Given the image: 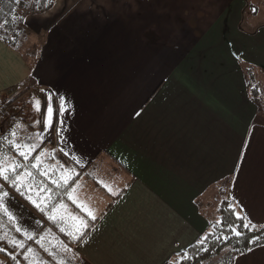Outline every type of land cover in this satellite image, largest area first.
I'll use <instances>...</instances> for the list:
<instances>
[{
  "label": "crops",
  "instance_id": "obj_1",
  "mask_svg": "<svg viewBox=\"0 0 264 264\" xmlns=\"http://www.w3.org/2000/svg\"><path fill=\"white\" fill-rule=\"evenodd\" d=\"M249 4L56 0L27 19L31 34H44L40 62L31 66L0 40V96L21 93L31 80L52 95L54 109L51 128L46 110L43 128L24 144L35 145L31 151L0 142L6 167L31 172L20 191L0 180L16 217L0 209V264H170L205 235L217 215L200 201L225 184L222 200L264 226V108L251 98L245 71L253 67L264 97V24ZM59 96L70 106L59 117L56 146ZM4 136L14 142L12 132ZM66 170L76 180L52 201L53 181ZM37 190L51 191L44 212L28 199H39ZM61 202L89 219L79 241L61 231L67 224L48 219ZM234 264H264V245Z\"/></svg>",
  "mask_w": 264,
  "mask_h": 264
},
{
  "label": "trees",
  "instance_id": "obj_2",
  "mask_svg": "<svg viewBox=\"0 0 264 264\" xmlns=\"http://www.w3.org/2000/svg\"><path fill=\"white\" fill-rule=\"evenodd\" d=\"M55 1L56 0H0V40L23 53L22 50H25V47H27L26 45L29 40L28 34L31 31L27 23L28 17L33 14L47 12L55 5ZM24 43V48L21 49ZM245 71L247 73V88L249 89V94L254 101L259 102L261 105L264 103V97L262 98L259 81L256 80L253 67L251 65L246 66ZM28 91H30V88H27L13 97L6 103L5 107L18 101ZM45 93L46 92H42V104L39 110V129H42L44 126L47 109V96ZM56 109H58V105H56ZM58 121L59 117L56 113L54 127V142L56 146L58 145ZM2 141H6L8 146L11 145L9 143L11 140H9L8 137H0V142ZM75 180V178H72L65 185L61 179H56L59 183H53V187L56 188V190L60 189L61 193H65L68 188L74 184ZM236 212L238 211L233 205L228 206L227 202L222 203L216 218L209 222L208 230L200 239L203 240L207 237L206 242L201 245L198 243L199 240L187 253L183 254L185 257L183 261L179 258L170 264H234L239 254L246 253L251 249L264 245V226L243 228L242 225L248 221L247 219H238L235 215ZM240 216L243 217L241 214ZM232 227L237 228L242 235L237 237L231 230Z\"/></svg>",
  "mask_w": 264,
  "mask_h": 264
},
{
  "label": "snow or ice",
  "instance_id": "obj_3",
  "mask_svg": "<svg viewBox=\"0 0 264 264\" xmlns=\"http://www.w3.org/2000/svg\"><path fill=\"white\" fill-rule=\"evenodd\" d=\"M57 99L59 100V107L58 109H56V113L58 115V117H62L63 114L68 111V106H70V101H66L65 98L63 96H59L57 97ZM47 100H48V105H47V113H48V117L49 119L47 120V127L51 128V116L53 114L54 109L51 106V100H52V95L49 94L47 96ZM36 107L37 110L39 111V101L36 102ZM37 123H40V121H37ZM64 123L63 120L59 121V124L62 126ZM62 128L58 127L57 128V132H61ZM12 135H15V133L13 132ZM38 137H40L41 139L43 138V134L41 133H37L36 134ZM10 143H14L12 141H10ZM17 150L19 151V149L21 147H25L28 148L29 151H31L32 148L35 147V145H32L31 147H29L28 145H19V144H15L14 145ZM19 154L21 156H24L25 159H27V155H25L24 151H20ZM77 163H79V160H76ZM6 160L5 158L0 155V180H3L5 182H8L9 184L12 185L13 188H15L16 191H20L21 187L24 185V180L26 177L31 176V172L25 171L23 176H21L20 174L17 173V169L19 167H22V165L18 164V163H13L11 164L10 167H6ZM40 166V161H37V164L34 165V167H39ZM11 172L12 175L10 176L8 173ZM75 174L74 170H66L65 174L61 175V180L63 181V184H67L68 181L72 178V175ZM46 175V173H45ZM53 183H59L58 181H53ZM101 183H103V181H101ZM104 187L108 189V191L112 194V195H118L119 193L115 192L113 188L109 187L107 184H104ZM28 192H32L33 191V186L31 184V181L28 182V188H27ZM35 195L39 198V199H32L31 196L28 197L29 201L37 208L39 209L41 212L45 211V208L42 207V205H47L49 203V201L51 200V191L49 190L44 196H41L40 194V190H37L35 192ZM8 196V192L3 191V187L2 185H0V209H2L3 211H5L8 216L9 219L15 221L16 217L8 211V209L4 206V197ZM71 199H73V202L77 204V207L81 208L82 211L87 213L88 218L91 221H95L97 219L94 211L88 207L87 204L83 203V202H78L75 198L71 197ZM235 215L237 216L238 219H246V217H241L240 214L238 212L235 213ZM48 219L52 220L53 222H60V223H65L68 225V227H62L61 231H65L66 234L73 240V241H79L82 238H84L87 235V232L90 230V223H89V219H85L83 216H79L76 214H73L71 211L68 210L67 205L63 204L62 202L59 204H52L51 206V214L48 216ZM243 228H250V227H255L254 225H252V222L249 220L247 223H244L242 225ZM235 235L237 237H240L242 235V233L240 231L237 230V228L232 227L231 229ZM17 231H21L20 228H17ZM28 239H32V235L30 233L25 232L24 233ZM0 239H4V237H0ZM43 239V238H41ZM227 239V237H226ZM207 240V237H205L203 240H200L198 243L203 245ZM9 243H12L13 247H23V244H17V241L15 240H9ZM255 242V241H253ZM64 251H69V249L67 248V246H64ZM29 251H31V249H29ZM27 258V257H25ZM185 259V257L183 255L180 256V260L183 261ZM60 264H65V262L63 260L60 261Z\"/></svg>",
  "mask_w": 264,
  "mask_h": 264
},
{
  "label": "rangeland",
  "instance_id": "obj_4",
  "mask_svg": "<svg viewBox=\"0 0 264 264\" xmlns=\"http://www.w3.org/2000/svg\"><path fill=\"white\" fill-rule=\"evenodd\" d=\"M249 8L253 12L255 13L257 12L256 15L259 14V16H257L256 18L257 23H259V25L264 24V0H250ZM249 13L251 14V12ZM30 29L31 31L28 34L29 40H28V44L26 45L27 47H25V50H22L23 53H21V55H24L25 58L29 60V64L31 66H34L35 63L40 62V59H41L39 54H41L40 51L43 47L42 46L43 43L42 41H40V39L44 37V34L42 36H39L38 34H35V33L31 34V32L33 31V28L30 27ZM25 43L23 44L21 49L24 48ZM26 86L27 88L28 87L30 88V91L24 94L18 101H16L13 104H10L7 107H5L6 103L9 100H11L13 97L17 96L16 94H19V93L15 92L12 94L4 95L2 97L0 96V121L3 124L5 131H10L12 133L13 132L15 133L14 145L18 143L19 145L26 144L27 140L32 139V137L35 135V133L33 132L39 131V127H40V123H37V121H39L40 116H39V111L37 110V107H36V102L39 101V104L41 107L42 92H45V91L42 90L41 87L37 86V84L35 86H33V84L31 85V80L27 83ZM25 88L21 90L24 91L27 89ZM45 94L47 96V93ZM40 107H39V110H40ZM260 107L264 108V103H262ZM9 140H12V139H9ZM10 144L12 145V143ZM75 176L77 177V174L76 175L73 174L72 178H76ZM72 186L73 184L69 188H71ZM228 187H229V184H225L222 186H217V187L212 188L205 195V198H203L200 201L201 205L203 206L202 208L203 209L207 208L208 210L210 208H213V209H210V212L212 211L214 214L217 215L220 205L222 203L227 202L228 206H232L229 204L228 199L227 201L222 200L226 196L224 193H221L219 190V188H221L222 190L226 192ZM55 194H57V196H53L52 201L55 199H59L62 195H64V193H61L60 190H56Z\"/></svg>",
  "mask_w": 264,
  "mask_h": 264
},
{
  "label": "built area",
  "instance_id": "obj_5",
  "mask_svg": "<svg viewBox=\"0 0 264 264\" xmlns=\"http://www.w3.org/2000/svg\"><path fill=\"white\" fill-rule=\"evenodd\" d=\"M4 134H5L4 126L0 121V137L4 136Z\"/></svg>",
  "mask_w": 264,
  "mask_h": 264
}]
</instances>
